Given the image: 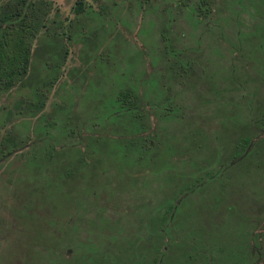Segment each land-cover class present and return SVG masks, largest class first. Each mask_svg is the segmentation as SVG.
Segmentation results:
<instances>
[{"label": "rangeland", "instance_id": "obj_1", "mask_svg": "<svg viewBox=\"0 0 264 264\" xmlns=\"http://www.w3.org/2000/svg\"><path fill=\"white\" fill-rule=\"evenodd\" d=\"M42 1L49 5L39 32L54 39L52 51L61 66L39 114L53 116L61 90L78 91L63 95L74 99L67 121L101 126L115 121L111 131L122 136L123 119L117 115L115 120L114 113L121 107L117 92L139 90L148 102L143 106L148 128L142 134L156 136L148 138L150 149L145 152L102 134L108 141L94 148L99 154L93 157L94 170L80 166L68 180L61 179L45 173L35 153L36 118L27 113L35 108V96L25 86L4 93L0 264H146L145 251L154 247L155 231L162 228L161 206L172 200L170 230L183 235L172 248L173 264L182 258L177 257L188 245L187 235L206 249L210 264H248V233L264 231V218L256 220L262 213L264 174L249 165L221 166L217 155L229 150L231 122L248 120L245 98L252 84L264 105V0H241L242 9L239 0H215L214 7L220 9L204 22L187 0H82L79 13L78 0ZM33 51L39 53L37 44ZM78 77L82 82L76 86ZM194 77L200 80L195 86ZM233 78L242 80L235 88L241 94L231 86ZM224 89L233 94L227 101ZM63 115L57 109L52 117L55 133L65 121ZM258 133L263 132L255 128ZM66 135L68 141L77 136ZM77 148L84 149L80 144ZM72 158L66 152L62 160ZM210 166L221 169L220 174L194 180ZM61 170L52 171L61 175ZM186 182L194 187L179 194Z\"/></svg>", "mask_w": 264, "mask_h": 264}, {"label": "trees", "instance_id": "obj_2", "mask_svg": "<svg viewBox=\"0 0 264 264\" xmlns=\"http://www.w3.org/2000/svg\"><path fill=\"white\" fill-rule=\"evenodd\" d=\"M187 2L192 4V12H194V15L199 16L200 22H204L205 17L211 14L210 8L214 5L215 0H187ZM241 3V0H239L238 5ZM48 5L47 2L42 0H2L0 2V97L14 87L20 88L24 86L29 88L31 93L35 96V108L29 109L27 113L35 115L36 118L35 153L40 155L42 163L45 164L44 172L68 180L73 173L78 172L80 166L85 167L88 165L87 169H92L93 171L94 169L91 168L94 165L93 157L99 155L94 148L101 144V141L102 143H106L108 140L105 138L115 137L116 140L121 139V142H123L125 146H137L141 148V150L148 152L150 149L148 142L155 138L151 137L155 134L152 133V135L149 136L142 134L148 128V112L143 107L148 102L143 101L141 98L142 92H139V90L133 91L132 89L125 88L117 92L116 99L121 107L119 110L114 111L116 114L115 120H117V115L118 118L123 119V121H121L122 127H120L119 131H121L124 136H117V134L113 135L115 132L111 131V129L115 128V121H106L102 126L93 121H76L75 124H70V122L67 121L68 117L70 118L67 109L68 106H71V104L73 105L72 100L74 99L72 97L65 100L63 95L65 93H74V95H77L79 94L78 91L71 92L65 89L62 92L61 90L59 94L60 102H53L55 109L53 116L57 109H60V113L62 115L64 114L63 116L65 117V121H60V124L57 126L60 131L59 133L54 132V127L56 126L55 122L52 121L53 116L45 119L42 113L39 114L44 105L43 96L46 92L50 91L52 87L51 82L55 80V73L59 71V67L61 66L60 59L56 56L55 52L52 51L53 44L55 43L54 39H49L47 37L48 35H41L39 32L45 26ZM83 9V1L78 0L75 12L79 13L83 11ZM48 41H50V44H48ZM34 44H37L40 49L36 56L33 51ZM36 60H38V62ZM35 61L37 62V66L35 65L37 68H34ZM189 63L190 62L185 64V66H189ZM51 74H54V76H51ZM77 80L78 84L76 86H79L82 79L78 77ZM241 81H237L236 78H233L231 86L234 89L238 86L241 87ZM232 83L236 84L233 85ZM90 84H92V82H89L86 86ZM255 87L256 85L252 84L251 90L246 93L245 99L246 102H248V107L246 109V112L248 111V120L231 122V129H229L231 133V138L229 137V150L223 151V153L217 156L221 166L230 164L249 165L256 167V169L264 174V121H254L255 118L252 119V117L260 113L257 120L261 116L264 117V109H259L260 106L262 107L264 105L256 101L259 96L256 94ZM61 88L64 89L63 84ZM76 118H78V116ZM27 124L28 123H25V129L27 128ZM255 128H260L263 133L254 134ZM225 129L228 130V127L225 126ZM82 130L89 132L87 137L80 132ZM115 130L118 129L116 128ZM202 130L200 129L201 134L204 133V130ZM30 131H32V129H30ZM110 131L111 133H109ZM72 132L77 134L76 138L72 141L66 140V134ZM102 134H104L105 138L101 137ZM79 144L84 147L82 151L78 148L76 149V146ZM202 144L203 141L196 145L200 147ZM66 152L73 157L67 163L62 160ZM155 152L156 151H152L151 155L156 156L157 153ZM225 154L226 158L223 160L222 157ZM138 156L141 158L142 154L139 153ZM194 160L196 161V159ZM60 168L65 171L63 172ZM52 170H61V175L59 173V175H57L56 172ZM220 170L221 169L218 167H206L199 175H194V180L196 179L197 181L199 178L207 180L213 179L220 174ZM64 175H66L67 178L64 177ZM261 178L264 179V175ZM192 183H184L182 188L179 189V194L192 189L194 187ZM174 207V200L167 201L166 204H162L161 206L162 215L158 223H162V228L155 231L157 235L153 237L151 242L154 247L150 248L149 251H145L149 259L145 260L146 264L174 263L173 257L171 256L172 248L175 243L181 242L180 239L183 238V235L175 236L170 230L174 219ZM260 210L262 213L260 216L256 217L258 221L264 218V199ZM249 220L252 221V218ZM132 236L133 233H129V237L132 238ZM187 236L186 241L188 245L177 257L179 259L182 256L178 264H192L191 260L194 259H198V264H210V256L206 249L198 245L197 240H195L196 243L193 242V235ZM190 236L192 238H190ZM247 244V253L244 255V258L247 257L248 264H258L261 259V257H259V252H262L264 249V231H249ZM139 264H143V262Z\"/></svg>", "mask_w": 264, "mask_h": 264}, {"label": "flooded vegetation", "instance_id": "obj_3", "mask_svg": "<svg viewBox=\"0 0 264 264\" xmlns=\"http://www.w3.org/2000/svg\"><path fill=\"white\" fill-rule=\"evenodd\" d=\"M238 8H243V6L242 5H238ZM219 9L220 8H216V7H214V5L210 8V13L212 14L213 13V16H215V13L216 12H218L219 11ZM227 11H225V13H226ZM220 13H223V8L221 9V11H220ZM243 13V12H242ZM213 18V17H212ZM232 25H234V24H232ZM231 25V26H232ZM240 27H242V25H239L238 26V28H240ZM234 29H237V28H234ZM212 30V29H211ZM219 30L221 31V32H223V28L221 27V26H219ZM219 30H217V31H219ZM212 33H213V31H211ZM214 34V33H213ZM190 62V61H189ZM173 74H174V76H176V77H178V72L177 71H174L173 72ZM195 78L196 77H194V80H193V84H194V86H195V84L196 83H199V81L200 80H197L196 82H195ZM226 81V80H225ZM196 88V87H195ZM229 90V89H228ZM236 91H240L239 89L238 90H236ZM230 92L231 91H229V92H227V90L226 89H224V99H225V101H227V99H226V97L228 96V99L231 97L230 95H233V94H230ZM242 93V91H240V94ZM257 98V97H256ZM237 99L238 100H242V96H238L237 97ZM256 101H258L259 103L261 102L262 103V100L260 101V98L258 97L257 98V100ZM160 118V117H159ZM254 121H264V117L263 116H261L260 118H258V120L257 119H255ZM230 126H231V124H230ZM230 129H231V127H230ZM7 153L6 154H8L9 152H10V150H8V151H6ZM261 251L259 252V257H261L260 255H261ZM261 261L264 263V261L262 260V258H261V260L259 261V263H261Z\"/></svg>", "mask_w": 264, "mask_h": 264}]
</instances>
